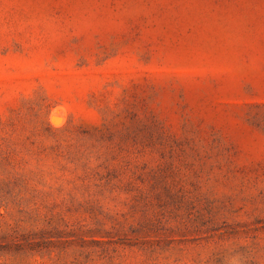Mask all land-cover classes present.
I'll list each match as a JSON object with an SVG mask.
<instances>
[{
    "label": "rangeland",
    "instance_id": "obj_1",
    "mask_svg": "<svg viewBox=\"0 0 264 264\" xmlns=\"http://www.w3.org/2000/svg\"><path fill=\"white\" fill-rule=\"evenodd\" d=\"M0 264H264V0H0Z\"/></svg>",
    "mask_w": 264,
    "mask_h": 264
},
{
    "label": "bare ground",
    "instance_id": "obj_2",
    "mask_svg": "<svg viewBox=\"0 0 264 264\" xmlns=\"http://www.w3.org/2000/svg\"><path fill=\"white\" fill-rule=\"evenodd\" d=\"M52 118V117H51ZM61 119V118H60Z\"/></svg>",
    "mask_w": 264,
    "mask_h": 264
}]
</instances>
